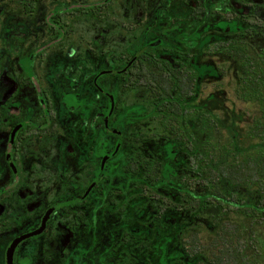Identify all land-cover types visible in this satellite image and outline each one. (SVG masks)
Instances as JSON below:
<instances>
[{"label":"flooded vegetation","instance_id":"1","mask_svg":"<svg viewBox=\"0 0 264 264\" xmlns=\"http://www.w3.org/2000/svg\"><path fill=\"white\" fill-rule=\"evenodd\" d=\"M223 2L0 0V264H189L196 214L187 230L180 203L165 212L134 166L164 154L151 130L165 94L211 108L198 98L206 73L224 76L214 55L235 78L246 49L264 58V6H235L256 11L238 23Z\"/></svg>","mask_w":264,"mask_h":264},{"label":"trees","instance_id":"2","mask_svg":"<svg viewBox=\"0 0 264 264\" xmlns=\"http://www.w3.org/2000/svg\"><path fill=\"white\" fill-rule=\"evenodd\" d=\"M223 1L214 0V6H224ZM239 4L264 6V0H229L231 13L237 14L231 22H253L256 11L249 9L251 17L243 20L234 8ZM244 28L250 36L257 30L250 24ZM257 54L246 49L237 62L235 93L253 117L247 124L224 119L206 102L194 109L182 93L165 94L171 102L152 109L163 118L151 133L164 137V154L151 153L149 159L140 154L134 181L148 183L149 198H166L165 212H173L178 201L187 230L193 213L204 226L182 238L183 263L224 264L243 255L246 264H257L261 255L253 250L261 238L254 232L264 230V58L258 60ZM241 230L244 236L235 234Z\"/></svg>","mask_w":264,"mask_h":264},{"label":"rangeland","instance_id":"3","mask_svg":"<svg viewBox=\"0 0 264 264\" xmlns=\"http://www.w3.org/2000/svg\"><path fill=\"white\" fill-rule=\"evenodd\" d=\"M212 59L215 68L219 69L220 72L225 71L224 76L212 77L208 75L205 69L208 57H204L203 60H200L201 69L204 67V73L206 74L203 76L201 81L202 89L199 93V102L202 100L209 101L212 99V107H214V110L218 111L224 119L229 121H231V119L236 120L239 122V125L245 123L247 124L249 121H252L253 117L251 116L250 118V113L247 111L246 103L239 100L233 91L234 84L236 82L234 77V62L226 59H220L218 55H214ZM203 228L204 226L200 225L197 230L202 229L203 231Z\"/></svg>","mask_w":264,"mask_h":264}]
</instances>
